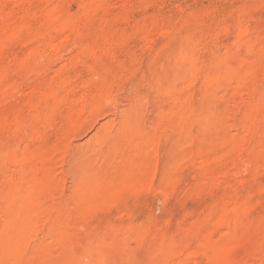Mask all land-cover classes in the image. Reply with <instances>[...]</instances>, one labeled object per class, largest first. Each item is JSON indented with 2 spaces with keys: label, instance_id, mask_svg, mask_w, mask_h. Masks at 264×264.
<instances>
[{
  "label": "rangeland",
  "instance_id": "374dc122",
  "mask_svg": "<svg viewBox=\"0 0 264 264\" xmlns=\"http://www.w3.org/2000/svg\"><path fill=\"white\" fill-rule=\"evenodd\" d=\"M11 22L46 38L0 40V264H264V0H0Z\"/></svg>",
  "mask_w": 264,
  "mask_h": 264
},
{
  "label": "bare ground",
  "instance_id": "6f19581e",
  "mask_svg": "<svg viewBox=\"0 0 264 264\" xmlns=\"http://www.w3.org/2000/svg\"><path fill=\"white\" fill-rule=\"evenodd\" d=\"M23 1V0H22ZM99 1V0H98ZM90 2V1H89ZM92 2V1H91ZM50 5V4H49ZM48 5V6H49ZM53 5V4H52ZM55 7V6H54ZM57 7V6H56ZM50 11H51V8H50ZM53 11V10H52ZM58 12V11H57ZM71 12V11H70ZM75 12H76V10H75ZM96 12V11H95ZM45 13V12H44ZM46 13H48V12H46ZM60 14H61V12H60ZM66 14V13H65ZM74 14V13H73ZM83 14H84V12H83ZM63 15V14H62ZM62 15H59V14H56L55 12L54 13H50L49 15H48V25L47 26H49L50 27V29H53V28H55V29H58V31L59 30H62V29H65L66 28V30H68V29H71V28H73L72 30H74V26H75V23H74V21H72L71 19H69V18H66V17H64V16H62ZM71 15H72V13H71ZM38 16V15H37ZM82 16V15H81ZM30 16L28 15V17L26 18L27 20H28V18H29ZM34 17V16H33ZM32 17V18H33ZM36 17V16H35ZM44 17V16H43ZM77 17V16H76ZM83 17V16H82ZM25 18H24V21L26 20ZM30 19V18H29ZM81 19V18H80ZM3 20V19H2ZM36 20V19H35ZM78 20V19H77ZM7 22V21H6ZM34 22V21H33ZM76 22V21H75ZM1 23H3V21L1 22ZM15 23V22H14ZM24 23V22H23ZM25 23H26V21H25ZM5 25V27L3 28V30L5 31V33L7 34H0L2 37L0 38V40H1V42L2 43H4V44H6V42H7V44L8 43H10V42H16V41H19V40H21V39H24V41L23 40H21V41H23V43L25 44V42L26 43H29L28 41H30V40H37L38 38L40 39V36L42 35V33H41V31H36V33L34 32V34L33 35H31L30 33L28 34L26 31H24L23 30V27H18L17 25H14L12 22L10 23V24H7V23H4ZM11 24H13V25H11ZM16 24V23H15ZM18 24V23H17ZM20 24V23H19ZM2 25V24H1ZM76 25H77V23H76ZM76 27H78V26H76ZM26 28V27H25ZM68 28V29H67ZM1 29H2V27H1ZM41 29H43L42 27H41ZM33 30H34V28H33ZM47 30H49V28L47 27L46 28V31H44V33H46V32H48ZM29 31V30H28ZM51 30H49V32H50ZM78 31H80V29L78 30ZM81 31H83V30H81ZM26 32V33H25ZM31 32H32V30H31ZM48 32V33H49ZM61 32V31H60ZM73 32V31H72ZM2 33V32H1ZM50 34V33H49ZM83 35V34H82ZM43 37H45L46 38V36H45V34L44 35H42ZM42 37V38H43ZM48 37V36H47ZM75 37V36H74ZM67 38V37H66ZM52 39V38H51ZM46 40V39H45ZM48 40H49V38H48ZM48 40H47V42H48ZM110 40V39H109ZM20 41V42H21ZM40 42L42 41V40H39ZM15 42L14 43H12V45L14 44L15 45ZM43 42V41H42ZM22 43V42H21ZM33 43V42H32ZM60 43V42H59ZM1 44V43H0ZM3 44V46H5ZM43 44V43H42ZM45 44H46V42H45ZM44 44V45H45ZM48 44H50V43H48ZM88 44V43H87ZM9 45H11V43L9 44ZM25 45H27V44H25ZM33 45V44H32ZM20 46V45H19ZM54 46V45H53ZM57 46V45H56ZM21 47V46H20ZM40 47V46H39ZM42 47H43V45H42ZM51 47V46H50ZM84 47V46H83ZM0 48H3V47H0ZM6 48H9V46L7 45L6 46ZM90 48V47H89ZM4 49H5V47H4ZM32 49H33V47H32ZM37 49V48H36ZM35 49V50H36ZM3 50V49H2ZM38 50V49H37ZM36 50V51H37ZM56 50V49H55ZM39 51H40V48H39ZM99 51V50H98ZM103 51V50H102ZM0 52H1V50H0ZM94 52V51H93ZM32 53H33V50H32ZM30 54V53H29ZM35 54V53H34ZM96 54H98L97 52L95 53V55ZM37 55V54H36ZM94 55V56H95ZM32 55H30V57H31ZM39 56V55H38ZM40 56H42V55H40ZM33 57V56H32ZM96 58L97 57H100V56H98V55H96L95 56ZM94 57V58H95ZM26 58H28V55L26 56ZM34 58V57H33ZM95 58V59H96ZM39 59V58H38ZM41 59V58H40ZM18 60V59H17ZM24 61H25V59H24ZM18 62V61H17ZM26 63V62H25ZM21 65H24V64H21ZM253 67V66H252ZM256 73V72H255ZM249 74V73H248ZM251 74V73H250ZM246 75V74H245ZM5 91V90H4ZM54 93V92H53ZM64 95V94H63ZM5 96V95H4ZM50 99V98H49ZM77 110H78V108H77ZM257 114H258V112H257ZM77 115V114H76ZM232 117V116H231ZM257 117V116H256ZM191 120V119H190ZM245 122V121H244ZM248 122V121H247ZM191 123V122H190ZM251 123V122H250ZM78 124V123H77ZM259 124V123H258ZM76 125V124H75ZM185 125V124H184ZM248 125V124H247ZM247 125L245 126V128L247 127ZM238 127H239V125H238ZM183 128V127H182ZM168 129V128H167ZM238 129V128H237ZM164 131V130H163ZM188 132V131H187ZM246 132V131H245ZM190 135V134H189ZM148 138V137H147ZM151 148V147H150ZM246 148V147H245ZM148 151V150H147ZM115 157V156H114ZM236 166V165H235ZM37 182V181H36ZM131 182V181H130ZM126 183V182H125ZM25 194H27V192L25 193ZM14 195V194H13ZM29 195V194H28ZM99 195V194H98ZM25 196V195H24ZM31 197V196H30ZM22 199V198H21ZM26 200V199H25ZM24 200V201H25ZM28 200V199H27ZM32 201H30V203H31ZM36 203V202H35ZM23 204V203H22ZM26 205H28L27 203H26ZM31 206H33V205H31ZM23 208V207H22ZM44 208V207H43ZM234 210V209H233ZM242 217V216H241ZM244 219V218H243ZM233 221H234V218L232 219ZM231 220V221H232ZM229 222H230V218H229ZM228 222V223H229ZM240 228V227H239ZM238 228V229H239ZM237 229V228H236ZM209 239V238H208ZM192 242V241H191ZM204 245V244H203ZM189 246V245H188ZM213 246V245H212ZM215 249V248H214ZM222 249V248H221ZM229 249V248H228ZM216 253V252H215ZM215 255V258L216 259H219V255L218 254H214ZM234 255V254H233ZM234 257V256H233ZM230 259V258H229ZM213 262V261H212ZM233 262V261H232ZM216 263V262H215ZM222 264V263H221ZM234 264V263H233Z\"/></svg>",
  "mask_w": 264,
  "mask_h": 264
}]
</instances>
